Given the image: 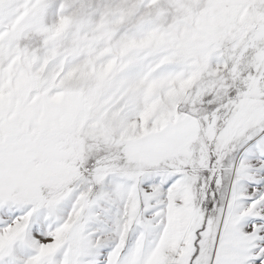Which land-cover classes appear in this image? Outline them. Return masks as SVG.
Returning <instances> with one entry per match:
<instances>
[{"label": "snow or ice", "instance_id": "6c2138e0", "mask_svg": "<svg viewBox=\"0 0 264 264\" xmlns=\"http://www.w3.org/2000/svg\"><path fill=\"white\" fill-rule=\"evenodd\" d=\"M239 91L137 149L0 107V264H264V116L237 122Z\"/></svg>", "mask_w": 264, "mask_h": 264}, {"label": "rangeland", "instance_id": "374dc122", "mask_svg": "<svg viewBox=\"0 0 264 264\" xmlns=\"http://www.w3.org/2000/svg\"><path fill=\"white\" fill-rule=\"evenodd\" d=\"M264 116V0H0V107L133 149L202 98ZM180 108L181 111H177Z\"/></svg>", "mask_w": 264, "mask_h": 264}]
</instances>
